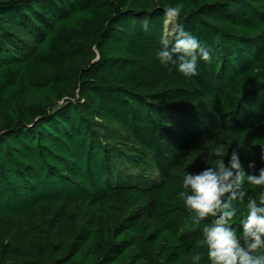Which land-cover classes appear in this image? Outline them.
Instances as JSON below:
<instances>
[{
    "label": "trees",
    "instance_id": "1",
    "mask_svg": "<svg viewBox=\"0 0 264 264\" xmlns=\"http://www.w3.org/2000/svg\"><path fill=\"white\" fill-rule=\"evenodd\" d=\"M180 2L0 0V264H205L178 193L217 147L264 167V0H182L168 40ZM180 27L191 78L157 57Z\"/></svg>",
    "mask_w": 264,
    "mask_h": 264
},
{
    "label": "clouds",
    "instance_id": "2",
    "mask_svg": "<svg viewBox=\"0 0 264 264\" xmlns=\"http://www.w3.org/2000/svg\"><path fill=\"white\" fill-rule=\"evenodd\" d=\"M183 10L182 0L174 6H164L165 16L172 21ZM163 43L164 48L157 52L158 59L165 66H175L185 77L198 75L199 62L211 59L209 49L182 27L171 47L167 40ZM210 155L218 158L217 166L187 172L182 181L183 190L178 193L194 224L201 225L211 218L210 223L203 225L207 245L205 264H264V195L259 200L252 198L245 187L246 182L253 187L264 186V167L258 173L247 172L237 150L228 156L222 147H217ZM249 168L255 170L254 161L249 163ZM246 197V211L242 212L240 205H245ZM192 260L201 264L203 253L195 252Z\"/></svg>",
    "mask_w": 264,
    "mask_h": 264
},
{
    "label": "rangeland",
    "instance_id": "3",
    "mask_svg": "<svg viewBox=\"0 0 264 264\" xmlns=\"http://www.w3.org/2000/svg\"><path fill=\"white\" fill-rule=\"evenodd\" d=\"M174 22L175 21L168 20V32H169L168 38H167L168 40L170 39V36L173 33L172 30L175 29V23ZM148 177L152 178V179H155V180H160V176H159V174L156 171L149 172Z\"/></svg>",
    "mask_w": 264,
    "mask_h": 264
}]
</instances>
